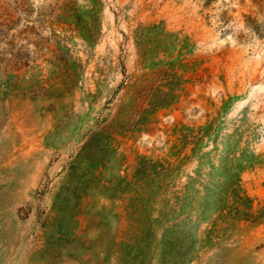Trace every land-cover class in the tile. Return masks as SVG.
I'll use <instances>...</instances> for the list:
<instances>
[{
  "label": "rangeland",
  "instance_id": "obj_1",
  "mask_svg": "<svg viewBox=\"0 0 264 264\" xmlns=\"http://www.w3.org/2000/svg\"><path fill=\"white\" fill-rule=\"evenodd\" d=\"M0 264H264V0H0Z\"/></svg>",
  "mask_w": 264,
  "mask_h": 264
}]
</instances>
